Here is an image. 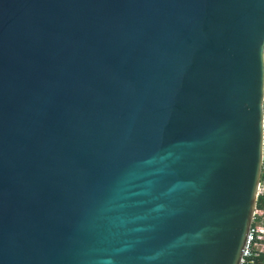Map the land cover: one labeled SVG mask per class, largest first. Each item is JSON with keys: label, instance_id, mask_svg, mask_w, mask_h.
Instances as JSON below:
<instances>
[{"label": "water", "instance_id": "95a60500", "mask_svg": "<svg viewBox=\"0 0 264 264\" xmlns=\"http://www.w3.org/2000/svg\"><path fill=\"white\" fill-rule=\"evenodd\" d=\"M264 158V0H0V264H240Z\"/></svg>", "mask_w": 264, "mask_h": 264}, {"label": "trees", "instance_id": "16d2710c", "mask_svg": "<svg viewBox=\"0 0 264 264\" xmlns=\"http://www.w3.org/2000/svg\"><path fill=\"white\" fill-rule=\"evenodd\" d=\"M261 182H264V158H263V171L261 174ZM264 218V187H260L257 202H256V209H255V215L252 225L253 226H260L261 220ZM252 252L256 253V255H252L253 264H264V250H259L255 247V245L252 246Z\"/></svg>", "mask_w": 264, "mask_h": 264}, {"label": "built area", "instance_id": "2783aa9c", "mask_svg": "<svg viewBox=\"0 0 264 264\" xmlns=\"http://www.w3.org/2000/svg\"><path fill=\"white\" fill-rule=\"evenodd\" d=\"M262 171H263V166H262ZM261 183L263 182L260 181V187H264V185L261 186ZM260 228H261V225L258 227L253 226V225L251 226L250 231L247 236V241H246V245L243 251L240 264H253L254 263L252 259V255H256V253H253L251 248L253 245H255L256 247L258 244L263 242Z\"/></svg>", "mask_w": 264, "mask_h": 264}, {"label": "rangeland", "instance_id": "374dc122", "mask_svg": "<svg viewBox=\"0 0 264 264\" xmlns=\"http://www.w3.org/2000/svg\"><path fill=\"white\" fill-rule=\"evenodd\" d=\"M262 185H264V182L263 183H261V186ZM261 228H260V232H261V234H262V241L263 242H261L260 244H258L256 247H257V249H259V250H264V218L261 220Z\"/></svg>", "mask_w": 264, "mask_h": 264}]
</instances>
